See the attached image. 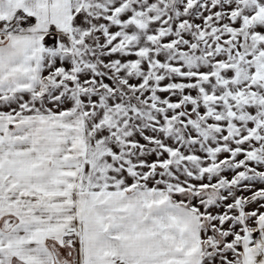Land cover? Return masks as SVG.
<instances>
[{
    "label": "snow or ice",
    "instance_id": "obj_1",
    "mask_svg": "<svg viewBox=\"0 0 264 264\" xmlns=\"http://www.w3.org/2000/svg\"><path fill=\"white\" fill-rule=\"evenodd\" d=\"M0 264H264V0H0Z\"/></svg>",
    "mask_w": 264,
    "mask_h": 264
}]
</instances>
